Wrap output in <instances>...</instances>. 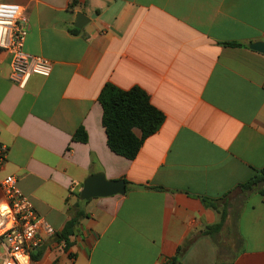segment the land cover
<instances>
[{
  "label": "crops",
  "instance_id": "crops-1",
  "mask_svg": "<svg viewBox=\"0 0 264 264\" xmlns=\"http://www.w3.org/2000/svg\"><path fill=\"white\" fill-rule=\"evenodd\" d=\"M0 3L23 8L25 52L53 64L21 88L0 53V206L14 176L56 232L31 264H264V195L238 189L264 168V54L250 48L264 42V0ZM79 13L91 19L82 29ZM107 84L142 88L166 115L135 160L108 146ZM80 130L86 142L75 140ZM99 173L144 188L81 200ZM227 194L228 220L212 240L203 232L217 215L202 200Z\"/></svg>",
  "mask_w": 264,
  "mask_h": 264
},
{
  "label": "built area",
  "instance_id": "built-area-1",
  "mask_svg": "<svg viewBox=\"0 0 264 264\" xmlns=\"http://www.w3.org/2000/svg\"><path fill=\"white\" fill-rule=\"evenodd\" d=\"M29 24L19 4L0 3V53L11 56L10 80L24 88L33 76L48 78L53 64L46 58L25 52ZM8 150L0 144V167ZM5 203L0 206V264H31L32 251L42 237L56 236L55 230L37 213L32 202L17 187L14 176L2 183Z\"/></svg>",
  "mask_w": 264,
  "mask_h": 264
},
{
  "label": "trees",
  "instance_id": "trees-1",
  "mask_svg": "<svg viewBox=\"0 0 264 264\" xmlns=\"http://www.w3.org/2000/svg\"><path fill=\"white\" fill-rule=\"evenodd\" d=\"M226 45L240 46L239 44ZM99 102L103 108L102 122L110 150L131 161L136 159L144 142L157 134L166 122V115L153 105L150 95L140 87L123 90L113 84H107L100 94ZM137 130L140 131L141 136L136 134ZM75 140L87 141L84 130L76 133ZM238 189L245 193L256 190L264 195V168L256 171V175L248 182L241 184ZM229 195H224L219 199L205 198L202 200L204 205L217 215L216 223L206 227L203 232L204 236L210 237L212 240H215L216 235L221 233L226 226L229 212L228 206L222 204V201ZM74 224L71 222L68 225V230L66 229L63 234L58 235L57 239L68 241V237L71 235L69 230L73 228ZM215 242L218 249H221V243ZM186 247L187 245L179 249L178 257L185 253ZM42 255L43 251L40 250L33 260H39ZM172 264H177L176 259Z\"/></svg>",
  "mask_w": 264,
  "mask_h": 264
},
{
  "label": "water",
  "instance_id": "water-1",
  "mask_svg": "<svg viewBox=\"0 0 264 264\" xmlns=\"http://www.w3.org/2000/svg\"><path fill=\"white\" fill-rule=\"evenodd\" d=\"M90 18H87L84 14L79 13L75 27L82 29L89 22ZM252 50L258 51L264 54V42H258L250 45ZM144 186L133 183H126L124 180L109 181L102 173L90 176L84 182V188L81 192L80 199L88 201L94 198H105L116 195H125L128 189H143Z\"/></svg>",
  "mask_w": 264,
  "mask_h": 264
},
{
  "label": "rangeland",
  "instance_id": "rangeland-1",
  "mask_svg": "<svg viewBox=\"0 0 264 264\" xmlns=\"http://www.w3.org/2000/svg\"><path fill=\"white\" fill-rule=\"evenodd\" d=\"M249 248V245L247 243H243L241 247H239L240 250L245 251Z\"/></svg>",
  "mask_w": 264,
  "mask_h": 264
}]
</instances>
